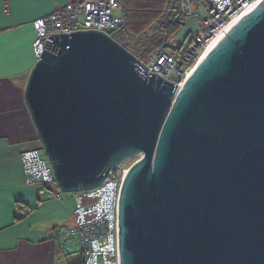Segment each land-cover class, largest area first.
<instances>
[{"label": "water", "instance_id": "1", "mask_svg": "<svg viewBox=\"0 0 264 264\" xmlns=\"http://www.w3.org/2000/svg\"><path fill=\"white\" fill-rule=\"evenodd\" d=\"M44 45L24 99L57 187H96L142 154L120 190V264H264V0L176 94L109 32Z\"/></svg>", "mask_w": 264, "mask_h": 264}, {"label": "built area", "instance_id": "2", "mask_svg": "<svg viewBox=\"0 0 264 264\" xmlns=\"http://www.w3.org/2000/svg\"><path fill=\"white\" fill-rule=\"evenodd\" d=\"M123 1L125 0H69L34 19L35 36L32 44L35 60L41 58L39 56L43 48L49 49L44 43L51 33L87 28L110 32L122 27L125 18L117 14L116 10ZM175 1L180 17L190 16L194 28L182 40L169 37L165 46L151 50L146 59L137 56L147 66V71L157 72L176 83L174 94L193 70L199 54L208 42L257 0ZM141 155L139 153L129 157L110 169V173L96 187L66 192L57 187L53 168L43 154L41 142L37 147L21 151L25 183L41 185L39 193L50 198L66 193L72 194L74 198L75 222L59 228V253L65 252L67 247L71 248V241L76 239L82 264H120V190L129 167Z\"/></svg>", "mask_w": 264, "mask_h": 264}, {"label": "crops", "instance_id": "3", "mask_svg": "<svg viewBox=\"0 0 264 264\" xmlns=\"http://www.w3.org/2000/svg\"><path fill=\"white\" fill-rule=\"evenodd\" d=\"M67 1L0 0V264H82L72 241L58 252L59 228L75 222L72 194L39 193L41 185L25 183L21 163V151L40 144L24 99L36 61L33 20Z\"/></svg>", "mask_w": 264, "mask_h": 264}, {"label": "trees", "instance_id": "4", "mask_svg": "<svg viewBox=\"0 0 264 264\" xmlns=\"http://www.w3.org/2000/svg\"><path fill=\"white\" fill-rule=\"evenodd\" d=\"M175 3L176 1L172 0L171 7H168L167 10L158 11L155 8L145 7L142 5L141 0H125V24L109 33L125 47L129 48L126 39H140L153 22L156 33H153L152 36H149L142 43L145 48L143 54H146V51L150 52L156 47L165 46L167 39L171 36L178 23L175 18L179 12ZM165 4L166 2L162 6L165 7Z\"/></svg>", "mask_w": 264, "mask_h": 264}, {"label": "rangeland", "instance_id": "5", "mask_svg": "<svg viewBox=\"0 0 264 264\" xmlns=\"http://www.w3.org/2000/svg\"><path fill=\"white\" fill-rule=\"evenodd\" d=\"M165 2H166L165 7H163L162 4ZM141 3L147 8H155L158 11L167 10L168 7L172 6V0H141ZM125 11H126L125 1H123L116 13L125 16ZM181 19L184 20L185 22L183 24L177 23L170 38L174 37L178 40H182L194 28L193 20L190 16H187V17L184 16ZM154 25L155 24L152 22L149 25V27L146 29V32L141 36L140 39L138 40L137 38L136 39H126V42L128 43V46H129L128 49L131 50L136 56L142 59H146L148 54L150 53L149 51H146V54H143L145 48L142 45V43L146 41L149 38V36H152L153 33H156V30L153 27ZM128 37L131 38L129 35ZM43 154L46 155L44 150H43ZM74 206H75V201L73 203V207ZM78 249H79V245L77 244V240L73 239L72 240V251H73V254L76 255L75 257H73V259H76L77 262L80 261V255L78 253Z\"/></svg>", "mask_w": 264, "mask_h": 264}, {"label": "bare ground", "instance_id": "6", "mask_svg": "<svg viewBox=\"0 0 264 264\" xmlns=\"http://www.w3.org/2000/svg\"><path fill=\"white\" fill-rule=\"evenodd\" d=\"M240 16H236L234 17L226 26H224L219 32L218 34L212 38L208 44L205 46V48L203 49V51L199 54L197 60H196V64L199 60H201L203 57H205L208 52L213 48V46H215L219 40L225 35V33L227 32V30L230 28V26L239 18Z\"/></svg>", "mask_w": 264, "mask_h": 264}]
</instances>
